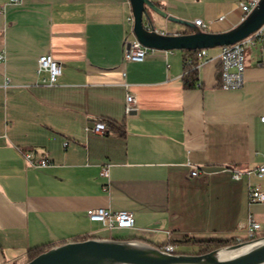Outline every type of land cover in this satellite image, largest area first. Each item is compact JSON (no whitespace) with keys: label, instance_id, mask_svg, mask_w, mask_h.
<instances>
[{"label":"crops","instance_id":"0c3cea01","mask_svg":"<svg viewBox=\"0 0 264 264\" xmlns=\"http://www.w3.org/2000/svg\"><path fill=\"white\" fill-rule=\"evenodd\" d=\"M158 1L184 19V0ZM240 2H203L209 24L235 26ZM162 18L158 31L184 32ZM132 22L129 0H0V264L77 235L111 236L87 216L99 206L131 211L124 229L152 243L241 240L249 217L264 234V201L248 199L264 175L231 173L264 163V46H249L240 87L219 85L218 46L197 68L202 86L186 89L180 49L124 60ZM45 53L60 63L53 85L37 72ZM99 116L123 121L124 135L85 130ZM27 149L49 163L30 164Z\"/></svg>","mask_w":264,"mask_h":264},{"label":"water","instance_id":"95a60500","mask_svg":"<svg viewBox=\"0 0 264 264\" xmlns=\"http://www.w3.org/2000/svg\"><path fill=\"white\" fill-rule=\"evenodd\" d=\"M129 2L133 18L132 32L143 45L150 48L192 50L232 44L264 22V0H258L243 19L223 31L201 29L193 21L168 14L153 0ZM149 10L182 23L191 31H158ZM24 264H264V234L204 254L168 253L140 239L91 236L54 245Z\"/></svg>","mask_w":264,"mask_h":264},{"label":"built area","instance_id":"2783aa9c","mask_svg":"<svg viewBox=\"0 0 264 264\" xmlns=\"http://www.w3.org/2000/svg\"><path fill=\"white\" fill-rule=\"evenodd\" d=\"M18 1V0H11ZM258 0H249L248 3L240 2V6L243 10V19L246 14L257 4ZM224 16H219L214 21L222 20ZM201 29H207L206 23L196 18L194 20ZM191 31V29L184 25V32ZM176 33V32H175ZM258 45L260 49L264 46V22L254 31L242 39L232 43L219 46V52L217 54V60L219 62L220 78L219 85L223 88H237L243 83V72L245 68V57L243 54L244 48L247 46ZM152 50V48L143 45L135 36L128 43V46L124 52V60L126 61H141L144 59L146 53ZM2 53H0V60L2 59ZM196 62L195 67L198 68L201 64L206 62L208 57V48H198L196 51ZM46 71L47 77L44 79L45 83L53 85L57 82L58 76L61 73L60 63L50 54H41L38 57L37 72ZM134 109V97L132 94H126V106L125 110L131 111ZM264 119V117H261ZM85 130H90L96 133L107 132V127L104 122L95 120L92 125H86ZM24 157L30 164L34 165H46L49 163V159L43 155L35 153L32 149H27L23 152ZM199 171L198 167L192 164L191 174H197ZM109 173L108 165L101 167L100 175L107 177ZM232 176L239 178L243 173L251 174L254 173L257 177L264 175V163L252 168V169H231ZM248 199L249 201H264V191L257 185H250L248 187ZM87 216L92 221L101 223L102 227L106 230L112 231L114 229L121 228H132L134 226V215L131 211L126 209L112 210L106 207H93L87 210ZM260 229V223L254 220L252 217L248 218L246 224V237L247 239H254L258 236ZM161 250L174 253L175 247L172 244L166 243L159 247Z\"/></svg>","mask_w":264,"mask_h":264},{"label":"trees","instance_id":"16d2710c","mask_svg":"<svg viewBox=\"0 0 264 264\" xmlns=\"http://www.w3.org/2000/svg\"><path fill=\"white\" fill-rule=\"evenodd\" d=\"M153 2L156 5L162 7L159 1L153 0ZM180 50L182 53L181 82H182L183 88L189 89V88H194L197 86H202V82L199 81L197 68L195 67V62L197 59V57H196L197 49H192V50L180 49ZM217 72L220 74L219 68H218ZM96 120H100V121L104 122V124L107 127V132L114 131V132H118L120 135H124V133H125L123 121H119L115 118L107 117V116H99L98 119H96ZM91 236L101 237V235H96V234H92V235L82 234V235L74 236L73 241L88 239V237H91ZM109 237H114V239H122V240L140 239V240H143L145 242L151 243V244L155 245L156 247H160L161 245L166 244V243L172 244L173 246L176 244L194 245L196 249H194L190 252L178 251L175 248L174 253H188V254H204V253H207L211 250H214V249H217V248H220L223 246L232 245V244L238 243L239 241L248 240L247 237H244V239H241V240L218 239V237H210V239H201V240H190V239L184 240L183 239V240H175V241H164L162 243H152L149 240L144 239V237H141L138 235H128V236L111 235ZM61 243H63V241ZM52 246H53L52 244H46V245H40V246H35V247L29 248L27 250V261L33 259L38 254H40L41 252L45 251L46 249H48Z\"/></svg>","mask_w":264,"mask_h":264},{"label":"rangeland","instance_id":"374dc122","mask_svg":"<svg viewBox=\"0 0 264 264\" xmlns=\"http://www.w3.org/2000/svg\"><path fill=\"white\" fill-rule=\"evenodd\" d=\"M205 1L206 0H184V12H185L184 13V19L188 20V21H194V18L198 17L199 19L206 22L205 25H208L207 26L208 30L217 31L216 28L219 25V23L216 22V23L209 24V18L207 17V14L205 13V9L203 6V2H205ZM211 1H214V0H211ZM244 2L248 3L249 0H244ZM149 12H150L152 20L155 24V27L156 28H161V27L163 28L164 26L163 25L161 26L158 22L159 19H163V18L151 10H149ZM177 25L182 26V24H180V23H177ZM215 47H218V46L208 47V50L213 49ZM249 50H250L249 46L244 48L243 54H244L245 58L248 56V53L250 52ZM105 232H107V234L113 233L112 235H114V236H128L131 231L129 229L121 228V229H114V231H112V233H110L109 230H106ZM191 247H193V248H191ZM183 249H186L184 251L190 252V251H192L191 249L194 250L196 248L194 246H188V247H185Z\"/></svg>","mask_w":264,"mask_h":264}]
</instances>
